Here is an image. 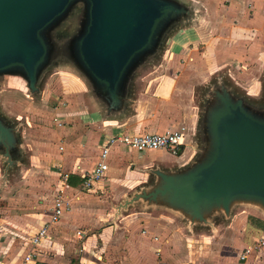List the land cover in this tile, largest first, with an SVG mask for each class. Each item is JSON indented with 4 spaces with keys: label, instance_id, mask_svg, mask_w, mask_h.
I'll return each mask as SVG.
<instances>
[{
    "label": "crops",
    "instance_id": "crops-1",
    "mask_svg": "<svg viewBox=\"0 0 264 264\" xmlns=\"http://www.w3.org/2000/svg\"><path fill=\"white\" fill-rule=\"evenodd\" d=\"M207 1L209 4L204 1L202 9H194L200 10L198 21L166 37L165 51L138 76L139 87L126 97L129 111L118 116V121H112L117 126L95 125L73 117L74 105L57 111V120L62 116L64 121L71 117L73 120L70 119V125L47 132V158L57 164L55 173L60 176L52 199L61 189L69 199V208L49 225L50 239L32 246L30 236L48 219L44 210L45 218L19 248L9 243L1 247L0 264H160L159 261L171 264L181 257V253L178 255L181 247L174 246L176 239H182L179 214L162 210L159 205L149 208L151 205L142 202L128 211L113 206L142 188L144 180L138 179L141 175L137 168H128L125 157L120 159L125 146L118 142L110 146L105 178L95 183L93 191L81 189V173L95 164L103 140L116 133L180 130L184 137L185 131L197 121L198 106L193 102L196 84L220 68L226 69L241 87L259 90L260 71L264 68V0H229V4H224V0ZM251 31L255 35L247 39ZM170 110L175 112L173 116H178L177 122H171ZM58 139L62 144L60 150L54 144ZM157 151L166 152L147 150ZM143 158L140 162L132 158V163L147 165L149 162ZM62 173H67V180L62 181ZM70 178H75V182L70 183ZM262 229L247 233L238 242L240 251L255 238L264 239ZM261 247L264 245L250 251L245 264H252L255 253L262 252ZM14 248L17 251L11 255ZM176 250L178 254L172 255ZM30 251L34 258L24 261Z\"/></svg>",
    "mask_w": 264,
    "mask_h": 264
},
{
    "label": "water",
    "instance_id": "water-1",
    "mask_svg": "<svg viewBox=\"0 0 264 264\" xmlns=\"http://www.w3.org/2000/svg\"><path fill=\"white\" fill-rule=\"evenodd\" d=\"M79 1L85 3V14L82 29L73 39L76 66L89 80L94 94L91 97H96L95 101L103 105L93 104L92 109L88 97H84V108L89 111L87 116L95 115L90 123L117 126V122L112 121H118V116L129 111L126 97L132 96L139 87L137 77L133 92L128 94L125 85L128 71L155 41L160 40L162 32L172 24L171 16L185 15L186 10L174 0H0V75L19 74L26 82L19 90L27 87L36 91L39 71L50 55L45 32L49 27L64 25V18L71 10L75 13V3ZM200 4L203 8L204 3ZM218 71H224L249 97L256 98L263 90L264 68L260 71L261 83L256 91L238 85L224 68L212 72L196 87L206 84ZM216 93L215 102L204 108L203 120L210 144L203 159L186 168L194 152L185 160L191 146L184 141V149L177 161L152 159L147 165L135 164L141 175L138 179L144 178L140 184L142 188L120 204L113 205L116 210H121L119 205L128 207L143 200L151 205L149 208L159 205L167 212L178 210L180 219L183 213L190 223L193 220L203 223L215 208L229 213L236 198H252L264 204V119L255 116L244 99L233 96L227 87ZM197 108V121L185 131L184 139L196 130ZM15 140L11 126L0 118V145H4L6 155L9 156ZM9 157L8 161L11 160ZM165 162L184 167V170L154 169L158 180L147 186L146 172L141 169ZM135 208L138 207L126 210ZM252 214L264 220V217ZM181 235L188 242L192 240L189 234L181 231Z\"/></svg>",
    "mask_w": 264,
    "mask_h": 264
},
{
    "label": "rangeland",
    "instance_id": "rangeland-1",
    "mask_svg": "<svg viewBox=\"0 0 264 264\" xmlns=\"http://www.w3.org/2000/svg\"><path fill=\"white\" fill-rule=\"evenodd\" d=\"M174 1L181 4L186 13L182 16H179L178 13L173 14L170 18L172 24L162 32L160 40L155 41L152 48L141 55L130 68L125 79L129 95L133 92L135 79L147 68H150L163 52L165 38L171 36L179 27L189 25L197 20V17L199 18L200 10L195 12L194 9H202L199 6L200 2L205 1L209 4L207 0ZM229 3V0H224V4ZM75 5V13L64 24L68 26L64 27L61 24L57 28L49 27L45 32L50 46V55L39 71L36 91L32 92L27 87L23 91L19 90L24 85L26 86L24 78L19 74L0 75V118L11 126V131L16 139L15 146L9 150V156H11L9 161L7 159L10 157L4 153V145H0V249L8 243L17 249L24 240H28V235L42 221L45 215L44 210L51 203L56 192L60 176L55 173L57 164L53 163V159L47 158L49 156L47 155L48 145H46L48 142L47 132L59 128L61 125H70V119L73 120L74 116L80 117V120H93L95 115L87 116L88 110L86 111L84 108V97H88L87 102L92 109L93 104L102 105L98 100L95 101L96 97H91L94 94L89 80L76 66L73 39L82 29L85 3L79 1ZM213 5H217V3H213ZM254 35L251 31L247 39H253L251 36ZM223 87H227L233 96L243 98L247 108L255 116L264 119V83L261 94L252 98L237 88L224 71L215 72L206 84L196 87L193 102L199 107V122L196 130L184 139L191 146L185 160L194 152L192 160L185 165L186 168L201 161L209 149V138L205 132L203 120L204 108L215 102L217 98L215 92L220 91ZM89 94L90 96H87ZM73 105L75 107V111L72 112L73 114L71 113L73 117L65 121L63 116L59 118L61 121L56 119L57 111L67 110ZM169 113L171 116L175 114L172 110ZM171 116H168L171 122H177L178 116ZM176 125L178 126L179 123ZM37 138L40 143L36 142ZM60 143V139L58 142H54L59 150L62 146ZM39 145L43 148H39ZM119 157L120 159L125 157L124 163L128 168H134L137 163H132V158L139 160L144 157L143 160L146 161L152 159L177 161V157L169 155L168 152H137L126 147H122ZM154 169L180 172L184 170V167L165 162L142 168L141 170L146 172L147 186L158 180ZM236 199L232 201L229 213L215 208L210 214H207V221L203 223L190 220L191 224L189 218L182 213L181 231L191 235L192 240L188 242L183 236L181 240H175L174 246L176 249L181 247V252L178 254L176 250L171 254L182 255L177 260L173 259L171 264H245L246 259L238 258L237 253L241 248L238 242L245 239L247 233L255 232L258 228H263L264 231V220L261 221L258 216L252 214L264 217V204L260 200L252 198ZM141 202L145 203L143 200H138L128 207L119 205V208L125 211ZM173 211L171 210V212ZM177 211L174 212L178 213ZM21 217H25L26 220ZM15 248L11 250L12 252L10 251L11 255L15 253ZM261 249L260 254L255 253L257 255H255L252 264H264V247ZM251 255L254 254L249 256ZM158 259L160 260L161 257L159 256ZM159 262L164 264L162 261Z\"/></svg>",
    "mask_w": 264,
    "mask_h": 264
},
{
    "label": "built area",
    "instance_id": "built-area-1",
    "mask_svg": "<svg viewBox=\"0 0 264 264\" xmlns=\"http://www.w3.org/2000/svg\"><path fill=\"white\" fill-rule=\"evenodd\" d=\"M183 141V132L180 130H164L161 132L139 131L131 134L119 132L108 136L101 144L95 164L91 169L81 173V189L93 191L95 183L105 178L108 169L110 146L115 142L139 152L163 149L171 155H177L182 148ZM62 175V181L67 180V173H62ZM69 205V199L63 195L60 189L46 208L48 219L29 238V243L32 246L42 243L45 239H50L48 233L49 225L57 221L62 213L69 208ZM261 245H264V239L262 237L255 238L251 243L243 247L238 253V258L245 259L252 249ZM23 258L24 261L32 260L34 253L30 251Z\"/></svg>",
    "mask_w": 264,
    "mask_h": 264
},
{
    "label": "bare ground",
    "instance_id": "bare-ground-1",
    "mask_svg": "<svg viewBox=\"0 0 264 264\" xmlns=\"http://www.w3.org/2000/svg\"><path fill=\"white\" fill-rule=\"evenodd\" d=\"M74 14V10H71L68 15L64 18L63 23H67Z\"/></svg>",
    "mask_w": 264,
    "mask_h": 264
},
{
    "label": "trees",
    "instance_id": "trees-1",
    "mask_svg": "<svg viewBox=\"0 0 264 264\" xmlns=\"http://www.w3.org/2000/svg\"><path fill=\"white\" fill-rule=\"evenodd\" d=\"M81 179H82V178H81ZM76 180L78 181V180H80V179L78 178V179H76ZM69 182H70V183H74V182H75V178H70V179H69Z\"/></svg>",
    "mask_w": 264,
    "mask_h": 264
}]
</instances>
